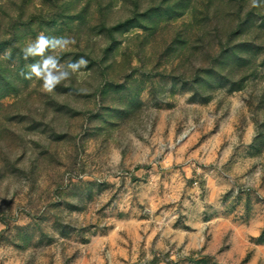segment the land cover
Returning a JSON list of instances; mask_svg holds the SVG:
<instances>
[{
	"label": "rangeland",
	"instance_id": "obj_1",
	"mask_svg": "<svg viewBox=\"0 0 264 264\" xmlns=\"http://www.w3.org/2000/svg\"><path fill=\"white\" fill-rule=\"evenodd\" d=\"M0 264H264V0H0Z\"/></svg>",
	"mask_w": 264,
	"mask_h": 264
},
{
	"label": "clouds",
	"instance_id": "obj_2",
	"mask_svg": "<svg viewBox=\"0 0 264 264\" xmlns=\"http://www.w3.org/2000/svg\"><path fill=\"white\" fill-rule=\"evenodd\" d=\"M251 6L259 7L260 0H251ZM75 42V39L69 36L49 37L40 33L34 41L28 42L22 49L24 60L37 57L40 59L28 65L29 71L22 75L28 80L33 77L41 80L42 89L46 92H52L57 85L69 80L73 74L83 75L80 70L88 64L83 57L74 62L68 61L66 65H61L57 58V53L64 52Z\"/></svg>",
	"mask_w": 264,
	"mask_h": 264
}]
</instances>
